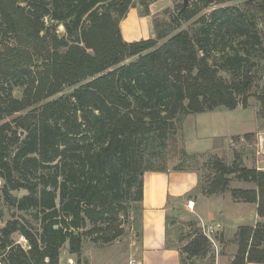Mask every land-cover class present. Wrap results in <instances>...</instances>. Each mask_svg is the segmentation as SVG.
<instances>
[{
	"label": "trees",
	"instance_id": "trees-1",
	"mask_svg": "<svg viewBox=\"0 0 264 264\" xmlns=\"http://www.w3.org/2000/svg\"><path fill=\"white\" fill-rule=\"evenodd\" d=\"M130 7L132 0H0V120L37 105L14 125L0 124V195L38 222L0 228V264H60L61 248L67 243L79 254L86 233L103 231V242L113 240L118 210L135 203L142 211L144 173L168 169L197 173L186 197L230 190L234 200L256 203L260 219L238 228L230 264L264 263V169L240 157L228 162L224 152L200 163L205 155L188 153L183 136L189 114L246 105L255 84L252 58L264 59V0L254 5L261 30L255 17L218 10L195 33L158 31L134 41L120 28ZM197 11L187 7L173 20L188 21ZM241 36L254 53L232 45ZM10 80L23 86L21 98L4 88ZM67 87L74 89L62 93ZM233 180L251 187H231ZM87 223L92 228L83 232ZM15 231L28 248L14 243ZM188 238L166 242L178 249L180 264H215L200 227Z\"/></svg>",
	"mask_w": 264,
	"mask_h": 264
},
{
	"label": "rangeland",
	"instance_id": "rangeland-1",
	"mask_svg": "<svg viewBox=\"0 0 264 264\" xmlns=\"http://www.w3.org/2000/svg\"><path fill=\"white\" fill-rule=\"evenodd\" d=\"M143 1L147 2L148 4L147 15H144L146 12ZM247 1L248 0H228L221 3L211 2L208 5H203V3L198 0H187V5L183 7L184 0H132L133 7L129 8L124 18L128 17L131 11L134 17L138 19L137 22L133 23V25L130 26L129 32H131L133 36V39L131 41L155 37L158 31L165 32L166 30H169V35H171L179 30L185 29L189 33H195L200 27L205 26L206 23L211 19L212 14L218 10H227L232 12L233 14L240 11L243 12L248 19H250V17L254 19L255 17L257 28L261 30L263 22L257 16V11L254 8V5L260 0H250V3H248ZM187 7L191 9V11H198L190 20L178 24L173 20L174 17L179 10H183ZM124 18H122L121 20H124ZM48 24H50V22H48ZM57 31L60 34H63V25L59 24L57 26ZM124 33L125 36L128 35L126 30L124 31ZM243 39H247V36L236 38L232 42V45H234L237 48V51L241 54H244L247 47L249 48L251 53H254L249 44L248 46H245ZM6 40L7 38L5 39V41ZM8 41H11V39H9ZM162 41L163 40H161L160 42ZM3 44L4 42L0 37V48L3 47ZM226 51H228L229 53H233L232 48L229 46L226 48ZM133 59L134 57L129 58L126 60V62H129ZM252 59L255 63V66L253 67V72L255 74V84L248 95L245 106H248L249 109L256 112V128H258L259 134H248L244 137L243 141L239 137H237L234 139L236 145L232 146L230 143H227L221 150L219 149L215 152H203L205 158H201L200 163H203L206 157L210 155L216 158H220L225 155V160L227 159L226 161L228 162H231L235 160V158L237 159V157H240L241 160H239V162L242 161V163L247 167H264V143H261V136L264 133V102L260 98V96L264 92V59L259 60L257 57H253ZM222 73L226 79H229L230 76L228 75V73H226L225 71H222ZM3 85L4 88L11 86L13 96L17 98L22 97L23 86L16 85L11 82V80L8 82H4ZM73 89L74 87H67L63 90L62 93H69ZM0 93L4 95L5 91L0 89ZM36 106L37 105H33L20 112L4 116L3 119L0 120V124L9 122L14 125L16 119L27 114L29 110L34 109ZM259 150L263 152L258 153ZM220 151L222 153L224 152V155H221L222 153ZM257 159H260V162L257 163ZM174 163H176V160L170 162L169 167L172 168ZM233 186H245V183L233 180L231 182V187ZM22 193L24 192L21 191L19 194ZM224 193H230L231 195L230 190H227ZM204 195V193L197 191L196 197L199 199L198 201L203 200ZM219 195L220 194H216L214 196ZM137 205L138 204L131 203V205H128L129 207H126V209L118 210V214L115 216V230H120L119 236L109 242H103V238L107 235L103 234V231H97L92 234L86 233L82 238V248L79 254L70 253L67 243L61 248L60 255L63 262L65 264H69L65 260L67 257H71L73 262L70 264H77L78 262L80 264H125V262L130 258L132 254L134 255L137 253L139 248L141 209L140 206ZM213 210L215 211L214 208ZM217 217L224 218L223 216L219 215L216 216V218ZM221 220L223 221V219ZM8 221H18L17 225L19 227H25L26 229H28V227L38 226V222L31 216L29 212L16 210L13 207H9L0 195V228L4 227ZM177 221L178 223L176 227L171 228L172 230H170L169 234V239L171 240L172 244L183 245L189 239L188 235L194 232L196 227H200L202 233L204 235L205 233H207V237H209L212 243L211 253L214 252L215 264L217 263L218 258H222L226 264H230V261L232 260L238 248L236 242V233L241 225L234 229L230 225L225 226L224 224L220 225L219 223L215 224L212 222H207V224H202L195 213L190 212V210H187L184 207L180 208V214H178L177 216ZM91 228L92 224L87 223V225L84 228H81V230H83V232H88ZM11 239L14 241V243H20L25 249L28 248V241L19 231L13 232L11 234ZM1 264H5V262H2Z\"/></svg>",
	"mask_w": 264,
	"mask_h": 264
},
{
	"label": "crops",
	"instance_id": "crops-1",
	"mask_svg": "<svg viewBox=\"0 0 264 264\" xmlns=\"http://www.w3.org/2000/svg\"><path fill=\"white\" fill-rule=\"evenodd\" d=\"M137 20L131 11L128 17L121 20L120 28L126 40L133 39L132 33L129 32L130 26ZM125 30L129 36H125ZM258 131L256 112L242 105L234 109L223 108L189 114L183 122L184 144L188 153L215 152L221 150L227 143L236 145L234 139L237 137L243 141L246 135L259 134ZM259 160L257 159V163L260 162ZM256 168L264 169L260 166ZM143 182L139 248L125 264H130L132 259L135 260V264H180L178 249L168 247L166 244L171 228H175L178 223L177 221L173 226L169 225L175 209L178 210V214L181 207L190 210L196 214L202 224L219 223L230 225L234 229L247 223L254 225L260 218L256 203L234 201L230 193H216L220 194L219 196L205 194L204 199L200 201L196 197L197 192L193 196L186 197V194L194 190L198 184V175L193 171L172 169L166 172L146 171ZM238 187L251 186L247 184ZM218 215L224 218H216ZM68 258L71 257H67L65 261ZM60 264H65L61 255ZM216 264L226 263L222 258H218Z\"/></svg>",
	"mask_w": 264,
	"mask_h": 264
},
{
	"label": "water",
	"instance_id": "water-1",
	"mask_svg": "<svg viewBox=\"0 0 264 264\" xmlns=\"http://www.w3.org/2000/svg\"><path fill=\"white\" fill-rule=\"evenodd\" d=\"M187 5V0H184V5L183 7H185ZM24 131L20 132V135H23ZM177 216H178V210H174L173 214H172V219L170 220L169 225L173 226L176 222H177Z\"/></svg>",
	"mask_w": 264,
	"mask_h": 264
},
{
	"label": "built area",
	"instance_id": "built-area-1",
	"mask_svg": "<svg viewBox=\"0 0 264 264\" xmlns=\"http://www.w3.org/2000/svg\"><path fill=\"white\" fill-rule=\"evenodd\" d=\"M261 143H264V133H263V135L261 136ZM260 152H263V151H261V150H259L258 151V153H260ZM205 235L207 236V233H205ZM209 238V237H208ZM67 262L70 264V263H72L73 262V260H72V258H68L67 259ZM130 264H135V260H130Z\"/></svg>",
	"mask_w": 264,
	"mask_h": 264
}]
</instances>
